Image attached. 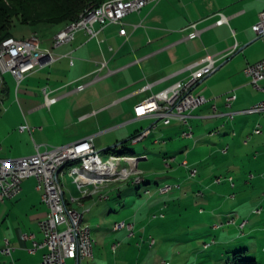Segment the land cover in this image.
I'll return each instance as SVG.
<instances>
[{
	"label": "crops",
	"instance_id": "1",
	"mask_svg": "<svg viewBox=\"0 0 264 264\" xmlns=\"http://www.w3.org/2000/svg\"><path fill=\"white\" fill-rule=\"evenodd\" d=\"M262 13L264 0H163L157 6L148 5L140 12L128 15L121 24L106 27L96 24L95 37L79 31L73 42L59 48L55 47V37L65 26H60L61 30L53 32L52 36L48 32L49 25L41 26L32 33L42 40L44 50L60 58L21 83L12 75L10 82L4 75V83L0 84V161L33 156L38 149H52L48 148L50 144L61 147L88 137H94L97 149L122 145L119 151L127 150L134 156H120L140 157V162L156 157L161 161L154 163L159 164L162 174H166V169L178 174L182 168L191 174L198 165L213 164L209 162L218 159L220 154L229 156V139L237 138L238 130L244 135L248 129V120L242 117L236 132V117L247 115L245 111L264 101V81L259 89L245 73L249 65L264 60V38L258 37L253 30ZM221 15L228 23L217 24ZM194 24L201 36L190 39ZM122 30L126 35L121 34ZM208 55L216 57L217 70L194 90L195 94L203 95L207 103L193 112L190 126L178 120L166 124L152 116L137 117L136 108L140 104L185 81L192 71L202 67ZM103 64L106 66L101 70ZM109 71L115 73L106 76ZM97 76L101 79H96ZM232 96L237 99L229 102ZM47 99L55 102L48 106ZM44 110L51 113L47 124H44L46 117L40 115ZM230 113L235 114L233 120L228 116ZM73 124L83 127V131L64 140L58 138L59 128ZM31 125H35L32 132L21 130V127ZM254 127L255 134H261V131L256 133L261 126L254 124ZM150 128L151 133L145 140L154 137L151 143L159 147L160 152L155 154L150 147H145L137 153L136 147L141 142L133 144L131 138ZM189 130L192 136L183 137ZM126 143L132 148L124 146ZM180 159L182 162L177 165ZM168 160H173L169 166ZM185 160L187 166L183 165ZM152 164H148L150 169L143 171L144 176L156 173ZM144 179V184H151L149 178ZM37 186L35 178L26 179L20 195L5 202L0 200V264H41L43 261L46 249L35 247V244L44 242L41 224L47 219L49 210ZM132 186L136 184L111 185L106 190L109 195L106 200L100 203L85 200L81 206L80 203L71 206L85 212L84 223L106 236L110 230L103 228L102 218L118 214L117 205H121L123 214H128L126 221L119 217L114 224L122 222L128 226L119 230L114 227L113 232L128 228V238H135L137 223L151 217L157 219L158 215L163 218L167 204L153 202V199L149 203H135L137 212L130 214L127 203H116L100 210V218L93 217L94 208L105 205L103 202L109 201L111 195L121 198L126 191L130 196L134 194ZM147 192L151 196L150 186ZM67 194L70 196L73 192L67 191ZM88 216L89 223L86 221ZM245 224L241 225L242 229ZM92 238L95 241L94 256L81 264H109L108 257H102L98 249L100 244ZM106 245L118 256L122 246L113 243L110 248ZM7 247L13 249L12 255L1 252ZM67 262L77 264L75 260ZM112 262L119 264L116 257Z\"/></svg>",
	"mask_w": 264,
	"mask_h": 264
},
{
	"label": "rangeland",
	"instance_id": "2",
	"mask_svg": "<svg viewBox=\"0 0 264 264\" xmlns=\"http://www.w3.org/2000/svg\"><path fill=\"white\" fill-rule=\"evenodd\" d=\"M50 27L48 31L50 36L53 32L61 30L60 26ZM38 29L40 27L16 23L13 34L17 39H24ZM5 78L11 82L12 76L5 74ZM40 115L42 118L46 117L44 124H47L50 111L44 110ZM242 117L243 120H248V129L244 135L241 130L237 132ZM234 122L239 136L229 139V156L220 154L218 159L209 162L213 164L196 166L199 171L196 177L192 178L186 168H182L178 174H172L168 169L164 170L166 174H162L159 164L154 163L155 160L161 161L156 157L151 158V161H141L139 169L142 172L150 169L151 165L148 164L153 163L155 174L161 173V175H143V178L150 179V185L144 182L132 186L133 190H131L134 194L131 196L128 191L121 198H116L117 195L113 194L109 201L103 202L106 203L105 205L94 208L93 217L100 218L102 213L100 210L108 209V205L115 206L116 203H127L126 209L130 214L137 212L138 205L135 203H149L153 199V202L161 201L163 205H168L167 210L162 213L163 218L158 215L157 219L151 217L139 221L134 230L135 238H128L130 234L128 228L118 233L113 232L115 220L118 221L120 217L126 221L128 215L123 214L121 205H117L118 214L113 213L110 218L106 215L102 218L101 225L104 229L110 230L107 231L106 236L101 235L102 231L91 229L89 226L93 233L92 237L100 244L98 249L101 250L102 257L106 255L109 264H113L115 257L119 264H231L233 254L245 250L248 251L247 259L257 258L260 264H264V112L239 115ZM254 124L261 126L259 128L261 134H255ZM33 126H30L31 129L35 128ZM81 131L83 127L80 125L73 124L71 127L66 125L58 129V138L64 140ZM152 139L154 137L141 142L136 147L137 153L145 147H150L151 152L158 154L160 148L154 147L151 143ZM215 141L213 143H216L215 147H217ZM246 141L249 142V146L246 145ZM128 145L132 148L129 143L124 146ZM55 147L58 146L55 144L48 146V148ZM121 147L122 145L117 149L121 150ZM98 150L102 151L104 160H108L112 154L103 152L106 149ZM181 162L182 159L177 165ZM218 179L220 183L216 182ZM64 184L67 191H72L77 200L83 198V193L79 191L73 179L67 177ZM148 186L152 191L151 196L146 194ZM165 186H171L173 190L168 194H161L159 189ZM108 187L109 185L104 186L103 194L106 196H109L106 193ZM89 201V203H100L99 197ZM132 204L135 206L133 207ZM86 221L88 223L91 221L89 216ZM245 222L246 228L242 229L241 225ZM84 226L88 224L85 222ZM107 239L109 241H106ZM113 243L118 247L122 246L118 256L105 247L108 244L111 248ZM241 243L244 244L238 245Z\"/></svg>",
	"mask_w": 264,
	"mask_h": 264
},
{
	"label": "built area",
	"instance_id": "3",
	"mask_svg": "<svg viewBox=\"0 0 264 264\" xmlns=\"http://www.w3.org/2000/svg\"><path fill=\"white\" fill-rule=\"evenodd\" d=\"M163 0H122L119 4L105 7L100 13L86 17L85 21L78 26L63 32L62 37L55 38V47L71 43L79 31H86L92 37L97 36L95 25L100 24L106 27L111 24H121L123 20L132 13H138L148 5L157 6ZM228 23V19L221 15L218 25ZM194 32L190 34V39L201 36V31L197 25H192ZM258 37L264 38V13L259 17L258 22L253 26ZM122 35H126L124 30ZM59 56L42 48V40L17 41L14 44H5L0 53V84L4 83V75L10 73L18 83L24 81L34 72L49 66L59 60ZM202 67L192 71L190 76L173 87L163 91L140 104L136 108L138 118L148 116L154 117L158 122L166 124L174 120L183 122L190 126V120L195 110L207 103V99L201 94H195L196 87L208 76L217 70V59L208 55L202 63ZM106 64L102 65V69ZM115 72L109 71L106 76ZM252 83L259 89L260 83L264 81V60L256 64L249 65L245 71ZM96 79H101L97 76ZM80 89H83L81 87ZM236 96L228 99L229 102L236 100ZM55 101L47 99V105L51 106ZM264 112V101L257 103L245 113L258 114ZM230 119L235 118L234 113H230ZM155 127V126H153ZM22 131H33L29 126L21 127ZM151 133L150 129H145L136 134L131 142L133 144L144 141ZM256 133H260L258 129ZM192 136L189 130L183 134L187 138ZM111 157V156H110ZM98 149L95 147L94 137H88L75 143L61 147H55L46 151H40L33 156L11 160L0 161V200L13 199L21 194L23 183L26 179L35 178L38 186L37 190L42 194V201L48 207L49 213L41 227L45 236L42 244H35V247L46 249L41 264H66L68 260H75L77 264L83 262V253L86 250V233L88 226H81L82 213L78 209H70V202L75 198L68 196L64 181L67 177L73 179L74 184L83 198L80 199V206L85 200L99 197V201H104L107 196L103 194L105 185H116V179L126 178V183L143 178V172L139 169V164L132 160H112L111 157V181H103L99 171ZM67 161H74V168H67ZM173 160H168L167 166ZM183 165L187 166L185 160ZM197 170L191 171L192 176H196ZM231 181H233L231 179ZM220 183V179L216 181ZM235 186L234 184L232 185ZM173 190H161V194H168ZM147 192L146 194H149ZM128 225L125 223L116 224L115 229L119 230ZM132 229V227H130ZM24 238H27L25 236ZM154 243V241H153ZM116 248V246L114 247ZM13 249L7 247L3 254L12 255ZM169 264V263H164Z\"/></svg>",
	"mask_w": 264,
	"mask_h": 264
},
{
	"label": "trees",
	"instance_id": "4",
	"mask_svg": "<svg viewBox=\"0 0 264 264\" xmlns=\"http://www.w3.org/2000/svg\"><path fill=\"white\" fill-rule=\"evenodd\" d=\"M107 1L110 0H0V43L14 37L16 23L31 27L49 25L66 28ZM117 148L113 154L134 156ZM106 152L112 153V148ZM144 182L143 178L141 183ZM141 183L134 181L136 185ZM247 253V250L234 253L231 264H260L257 259H247Z\"/></svg>",
	"mask_w": 264,
	"mask_h": 264
},
{
	"label": "bare ground",
	"instance_id": "5",
	"mask_svg": "<svg viewBox=\"0 0 264 264\" xmlns=\"http://www.w3.org/2000/svg\"><path fill=\"white\" fill-rule=\"evenodd\" d=\"M120 2H122V0H110V1L105 2L104 4H102L101 6L96 8L95 10H93L92 12H90L87 15H85L84 17H82L78 22L73 23L70 26L64 28L62 31H60L56 35L55 38L62 37L63 32H67V30L78 26L81 22L85 21L86 17L93 16L96 13H100L101 10H103V8L110 7L111 5L119 4ZM32 39L40 40V38L38 37L37 34H32L31 36L24 38V39H17L15 37L7 38L6 40H4L0 43V53L3 50V47L5 44H14L17 41H27V40H32ZM247 114H251V113H247ZM115 148H117V147L112 148V154H111L112 160H129L130 159L136 163L140 162V160H141L140 157H128V156H120V155L113 154V150H115ZM103 152H106V150ZM108 152H109V150H108ZM98 156H101V158H99V171H100V175L103 178V181H111V157L108 160H104V158L102 156V151H99V150H98ZM67 168H74V161H67ZM142 180H143V178H140V179L136 180L135 182L141 183ZM122 183H126V178L116 179V184H122ZM170 187L171 186L161 187V190H169ZM107 198H108V196H107ZM73 203H80V200H77V199L71 200L70 209H76V208H73L71 206ZM84 218H85L84 213H82V215H81V226H84ZM86 243H87V245H86L85 253H83V260H85L87 258H93V256H94L95 241L92 238V233H91L90 228H88V232L86 233Z\"/></svg>",
	"mask_w": 264,
	"mask_h": 264
}]
</instances>
